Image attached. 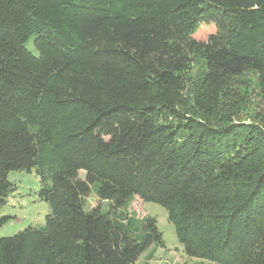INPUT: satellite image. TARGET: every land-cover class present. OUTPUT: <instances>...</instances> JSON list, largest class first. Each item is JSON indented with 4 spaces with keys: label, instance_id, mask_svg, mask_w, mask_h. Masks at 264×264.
<instances>
[{
    "label": "trees",
    "instance_id": "1",
    "mask_svg": "<svg viewBox=\"0 0 264 264\" xmlns=\"http://www.w3.org/2000/svg\"><path fill=\"white\" fill-rule=\"evenodd\" d=\"M32 169L50 212L0 237V264H138L163 240L121 209L136 196L187 256L264 264V0H0V206Z\"/></svg>",
    "mask_w": 264,
    "mask_h": 264
},
{
    "label": "rangeland",
    "instance_id": "2",
    "mask_svg": "<svg viewBox=\"0 0 264 264\" xmlns=\"http://www.w3.org/2000/svg\"><path fill=\"white\" fill-rule=\"evenodd\" d=\"M214 26L210 24L202 25L194 35L197 39H205L210 32H213ZM29 49H32L30 42L26 43ZM203 73L202 59L195 57L189 71V78L186 81L184 98L192 103L194 92L197 90V82L201 79ZM250 81V80H249ZM249 83L251 99L244 107L241 119L249 122V114L252 109H259L260 99L254 90V84ZM79 177L83 178L84 170L79 171ZM7 180L11 182L15 189L9 192L5 203L0 206V216L6 215L10 218L0 227V237L9 236L28 225H41L45 222V216L50 212V206L46 201L38 198L37 192L40 186L39 177L34 169L13 170L8 172ZM98 207L100 210L108 208L106 200L99 199L92 190L84 196V208L90 210ZM128 215H135L137 218L153 216L156 219V226L162 235L163 245H150L138 258V264H220L204 258L189 257L184 253L182 245L179 243L174 226L167 218L166 209L155 202L143 201L135 197L127 207H121ZM120 210V209H118ZM115 209V212L118 211Z\"/></svg>",
    "mask_w": 264,
    "mask_h": 264
}]
</instances>
